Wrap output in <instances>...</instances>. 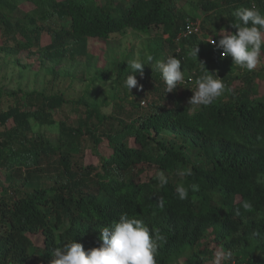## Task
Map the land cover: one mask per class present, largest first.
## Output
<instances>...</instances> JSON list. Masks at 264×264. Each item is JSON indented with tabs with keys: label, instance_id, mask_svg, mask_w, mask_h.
<instances>
[{
	"label": "trees",
	"instance_id": "trees-1",
	"mask_svg": "<svg viewBox=\"0 0 264 264\" xmlns=\"http://www.w3.org/2000/svg\"><path fill=\"white\" fill-rule=\"evenodd\" d=\"M25 2L34 8L13 21ZM187 2L190 10L181 0H0V55L37 47L52 76H70L56 70L67 49L156 29L149 54L172 51L182 62L183 88L211 73L227 85L207 106L186 104L166 86L149 100L146 85L154 80L162 87L161 75L148 74L145 64L143 77L137 73L142 88L131 92L123 60L103 99L89 96V89L98 77L110 80L112 71L99 72L77 100L0 86V175L6 180L0 181V264H50L54 248L75 240L85 251L99 247L102 229L122 214L165 237L156 264H215L218 250L232 253L226 264H264V67L241 69L207 42L221 28L236 31L230 25L238 8L255 6L264 14V0ZM189 18L201 20L202 37L180 38ZM43 35L52 39L46 49ZM196 47L198 59L191 56ZM73 106L82 110L79 119ZM46 126L58 127L57 136H47ZM88 149L97 164H85ZM161 171L166 185L157 180ZM177 185L188 189L186 199L178 198ZM244 201L251 211L242 208Z\"/></svg>",
	"mask_w": 264,
	"mask_h": 264
},
{
	"label": "clouds",
	"instance_id": "clouds-1",
	"mask_svg": "<svg viewBox=\"0 0 264 264\" xmlns=\"http://www.w3.org/2000/svg\"><path fill=\"white\" fill-rule=\"evenodd\" d=\"M234 17L236 22L230 27L236 31L231 32L221 28L219 32L210 35L207 42L222 49L221 55L231 57L233 64L241 69L253 71L261 62V50L264 49V14L255 6L241 7L234 12ZM214 36L219 37L218 42L213 38ZM198 52L199 48H194L191 56L198 59ZM153 59L151 55H147L128 61L127 66L131 73L125 79V87L128 90L132 92L133 88L138 87L137 73L143 77L145 64H151ZM154 67L161 73L167 93L174 92L178 86L185 84L182 62L175 56L156 61ZM139 87L142 88V85ZM226 88L227 85L217 74L202 75L196 79L195 91L188 103L210 105L224 94ZM180 175L184 173L181 172ZM157 180L161 185L168 183L163 171L157 175ZM197 187L192 185V190H197ZM175 191L181 200L188 196V189L183 185H177ZM159 204L162 208L163 200ZM242 208L251 211L252 204L244 201ZM99 239L102 244L87 251L76 240L54 248L51 252L50 264H156V256L165 237L158 228H150L142 219L122 214L118 221L102 229ZM231 256L230 251L218 250L215 253V264H222V261H228Z\"/></svg>",
	"mask_w": 264,
	"mask_h": 264
},
{
	"label": "rangeland",
	"instance_id": "rangeland-1",
	"mask_svg": "<svg viewBox=\"0 0 264 264\" xmlns=\"http://www.w3.org/2000/svg\"><path fill=\"white\" fill-rule=\"evenodd\" d=\"M188 1V0H187ZM186 0H181V4L186 9H189V2ZM34 8L32 2L22 3L21 6L14 12L13 21L17 19H23L27 16L28 12ZM190 10V9H189ZM205 12L202 10L197 11V16L202 18ZM158 31L152 29L149 36L141 33H136L133 31H128L126 36H122L117 39H112L107 42H99L97 40H89L76 48H71V50H65L62 54L61 63L56 66V70L59 74L70 73L68 77L52 76L47 73L46 67H52V64L44 65L41 63L42 56L40 55L37 47L32 50H22L18 55L6 54L4 56L0 55V86L6 91H17L23 90L24 92L32 91H46L48 93H59L62 92L67 99L77 100L82 97L87 92V87L89 82L98 75L99 72L112 71L110 75V80L103 81L101 77L97 79L96 85L90 86L89 96L94 99L106 98L110 92L111 82H114L115 72H113L118 62L126 60L127 62L133 58H143L149 54V43L150 40L156 36ZM1 43V38H0ZM52 43V39L48 35H43L41 39V48L46 49ZM54 53V52H53ZM168 56H173V52L169 49H165V53L158 55L153 59L151 64H146L150 69L147 73L154 72L161 75L158 72L154 64L156 61L165 60ZM55 62V61H53ZM55 67V65H53ZM259 67H264V61H261L256 69ZM74 75V76H72ZM161 80L163 86L151 80L146 85L147 95L149 100L154 95L155 92H159L165 87L162 75ZM262 86L260 89L264 91V82H259ZM239 87L243 86L241 82H238ZM161 89V90H160ZM166 89V88H165ZM159 90V91H157ZM132 91H137L138 88H133ZM193 91H195L194 86L189 88H183L178 86L177 90L173 93L174 97L177 99L184 98L186 104H189L190 98L193 96ZM110 100V98H109ZM108 110L109 108H105ZM71 114L75 119H79L82 116V110L72 107ZM46 135L49 137H56L58 134V127H44ZM102 152H105L104 147H102ZM109 154V151L107 152ZM85 164H97L98 159L93 156L88 149L85 156ZM152 169L151 171H153ZM156 170V169H155ZM0 181L4 183L5 175H0ZM7 184V183H6ZM37 246L42 247V239L39 237H33ZM215 261V259H214ZM182 260L174 264H182ZM210 264V261H209ZM222 264L226 262L222 261Z\"/></svg>",
	"mask_w": 264,
	"mask_h": 264
},
{
	"label": "built area",
	"instance_id": "built-area-1",
	"mask_svg": "<svg viewBox=\"0 0 264 264\" xmlns=\"http://www.w3.org/2000/svg\"><path fill=\"white\" fill-rule=\"evenodd\" d=\"M205 34L202 28V22L200 19H187L182 32L180 33V38H187L191 36L202 37Z\"/></svg>",
	"mask_w": 264,
	"mask_h": 264
}]
</instances>
